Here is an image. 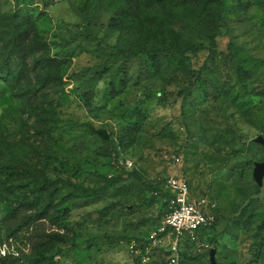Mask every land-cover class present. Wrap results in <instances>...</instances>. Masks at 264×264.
I'll return each mask as SVG.
<instances>
[{"label": "rangeland", "instance_id": "374dc122", "mask_svg": "<svg viewBox=\"0 0 264 264\" xmlns=\"http://www.w3.org/2000/svg\"><path fill=\"white\" fill-rule=\"evenodd\" d=\"M259 136L264 0H0V264H264ZM173 175L207 211L176 255Z\"/></svg>", "mask_w": 264, "mask_h": 264}, {"label": "built area", "instance_id": "2783aa9c", "mask_svg": "<svg viewBox=\"0 0 264 264\" xmlns=\"http://www.w3.org/2000/svg\"><path fill=\"white\" fill-rule=\"evenodd\" d=\"M132 163L125 161V168H132ZM168 196L165 198L166 213L161 225L154 231L151 240L155 246H167L176 255L178 251L193 244L200 231L207 225V211L204 202H194L191 198L190 186L186 177L173 175L165 181ZM137 246L133 242L131 250ZM169 259L168 264H174Z\"/></svg>", "mask_w": 264, "mask_h": 264}, {"label": "water", "instance_id": "95a60500", "mask_svg": "<svg viewBox=\"0 0 264 264\" xmlns=\"http://www.w3.org/2000/svg\"><path fill=\"white\" fill-rule=\"evenodd\" d=\"M255 143L261 145L264 148V137L259 136L254 140ZM253 178L257 185L261 186L264 179V162L255 163L254 164V171H253ZM215 250H211L210 252V264L215 263Z\"/></svg>", "mask_w": 264, "mask_h": 264}, {"label": "trees", "instance_id": "16d2710c", "mask_svg": "<svg viewBox=\"0 0 264 264\" xmlns=\"http://www.w3.org/2000/svg\"><path fill=\"white\" fill-rule=\"evenodd\" d=\"M123 53H124L125 57H127V58L134 57V56H143V57L150 58V57H153L156 55H163V56L171 57L174 54H177L178 51L166 50V49L134 51L132 49H129V50L123 51Z\"/></svg>", "mask_w": 264, "mask_h": 264}]
</instances>
